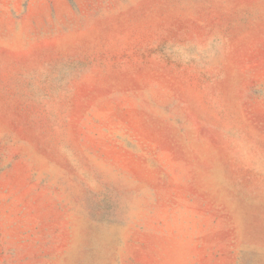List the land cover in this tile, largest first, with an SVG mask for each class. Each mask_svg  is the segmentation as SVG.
<instances>
[{
  "label": "rangeland",
  "instance_id": "obj_1",
  "mask_svg": "<svg viewBox=\"0 0 264 264\" xmlns=\"http://www.w3.org/2000/svg\"><path fill=\"white\" fill-rule=\"evenodd\" d=\"M0 264H264V0H0Z\"/></svg>",
  "mask_w": 264,
  "mask_h": 264
}]
</instances>
